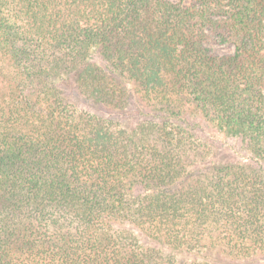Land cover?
Masks as SVG:
<instances>
[{"label": "trees", "instance_id": "trees-1", "mask_svg": "<svg viewBox=\"0 0 264 264\" xmlns=\"http://www.w3.org/2000/svg\"><path fill=\"white\" fill-rule=\"evenodd\" d=\"M0 264H264V0H0Z\"/></svg>", "mask_w": 264, "mask_h": 264}, {"label": "rangeland", "instance_id": "rangeland-1", "mask_svg": "<svg viewBox=\"0 0 264 264\" xmlns=\"http://www.w3.org/2000/svg\"><path fill=\"white\" fill-rule=\"evenodd\" d=\"M215 47L219 52H232L233 51V46L228 43L215 44Z\"/></svg>", "mask_w": 264, "mask_h": 264}]
</instances>
